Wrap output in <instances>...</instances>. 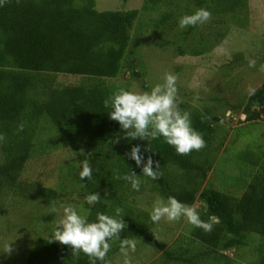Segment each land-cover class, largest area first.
I'll return each instance as SVG.
<instances>
[{
  "label": "trees",
  "instance_id": "16d2710c",
  "mask_svg": "<svg viewBox=\"0 0 264 264\" xmlns=\"http://www.w3.org/2000/svg\"><path fill=\"white\" fill-rule=\"evenodd\" d=\"M94 1L9 0L0 7V134L6 138L0 143V196L6 199L7 195L21 194L30 198L35 192L33 197L43 206L65 197L44 185L49 178L43 166L47 149H38L40 153L35 158L41 165L37 169L26 168L36 142H40L37 131L42 130L41 123L47 122L70 144L74 159H63L65 174L75 173L83 200L92 192L101 196L100 202L90 206L84 216L91 222L97 213L114 216L115 208H122L123 220L131 231L145 242H154L160 250L159 258L152 264H207V259L208 264H231L226 251L249 245L246 239L250 235L258 239L255 260L250 264H264V151L260 161H249L245 152L235 153V161L255 169L248 180H243L242 191L235 196L202 186L220 144L214 136L217 116L207 119L196 108L188 109L185 103H178L181 112L190 113L193 128L206 142V147L189 155H178L162 137L113 144L117 132L122 130L108 118L110 109L104 107L103 101L120 87L105 86L102 80L114 79L127 69L124 54L138 12L151 10L166 0H143L140 10L126 11H97ZM191 1L200 7L209 0ZM217 4L219 12H225L236 0H217ZM168 17L160 14L159 23ZM153 27L156 29L157 25ZM174 50L180 56L192 54L179 47ZM199 51L197 48L193 54ZM132 73L138 77L137 72ZM59 74L82 78L84 83L54 85ZM141 88L147 91L146 86ZM255 89V95L245 98L240 112L242 123L256 124L264 116V81ZM21 122L25 127L18 132ZM79 143L92 150L77 152L75 144ZM135 145H140L145 159L151 155L159 162V179L143 176L142 165L138 167L125 155ZM146 147L154 153L145 152ZM85 159L93 170L89 181L79 179ZM129 170L140 175L139 191L133 190L129 182L115 178ZM146 186L165 200L174 196L191 206L198 201L201 208L197 212L202 220L213 223L212 232L206 234L191 226L186 234H177L167 247L155 242L148 232L150 217L138 211L129 199ZM105 190L108 197L104 196ZM117 249L120 245L111 246L108 254ZM22 264H89V258L83 253L74 256L69 247L37 236L31 240Z\"/></svg>",
  "mask_w": 264,
  "mask_h": 264
},
{
  "label": "rangeland",
  "instance_id": "374dc122",
  "mask_svg": "<svg viewBox=\"0 0 264 264\" xmlns=\"http://www.w3.org/2000/svg\"><path fill=\"white\" fill-rule=\"evenodd\" d=\"M142 4L143 0H95L94 9L140 10ZM219 6L217 0H209L200 7L191 0H166L151 10L139 11L124 54L123 64L126 63L127 69H122L114 79L102 81L105 86L142 93L163 83L166 73L176 75L177 105L183 102L188 109L196 108L207 119L219 117L214 136L220 144L202 186L238 196L243 188V180H248L255 169L248 168L246 164L240 165L235 161V153L245 152L249 161H260L264 151V116L256 124H249L241 122L243 116L240 113L248 96V88H257L264 81V72L259 71L260 64L264 63V0H236L231 10L225 12H219ZM200 8L210 11L212 19L182 34L188 27L183 30L179 28L180 18ZM160 14L169 16L162 24L159 23ZM153 25H157V28ZM175 47L192 54L177 55ZM197 48L200 51L195 55L193 52ZM249 59L257 60L256 67L248 66ZM132 72H137L138 77H134ZM80 82L84 83V80L59 74L53 84L74 85ZM142 85L146 86L147 91L141 88ZM41 126L42 130L37 131L40 142H36L26 168L37 169L41 165V161L35 158L40 153L38 149H47L43 166L49 172V178L44 185L57 189L65 197L43 206L37 197H33L35 192L31 193L30 198L21 194L7 195L6 199L0 196V208L4 210L0 214V264H22L34 237L49 239L56 223L62 218V205H72L82 216L90 208L83 200L82 190L75 183V173L65 174L67 168L63 159H74L70 155V144L47 122L41 123ZM117 137H120L121 143L128 141L121 131L117 132L113 144ZM75 145L77 152L92 150V147L80 143ZM147 187L142 192L131 194L129 199L138 211L150 217L156 201L161 198ZM192 206L196 210L201 208L198 201ZM53 207L57 209L56 212H52ZM191 226L183 217L174 222L162 219L159 223L151 221L148 232L155 242L167 247L177 234H186ZM127 236L136 239V249L129 253L132 264H152L159 258L160 250L156 249L154 242H145L128 225L120 234L121 239ZM246 241L249 245L226 251L231 264H250L255 260L258 239L250 235ZM110 243L111 246L120 245L115 239ZM8 245L13 248L11 254L6 253ZM124 259L120 249L106 256L108 264H123Z\"/></svg>",
  "mask_w": 264,
  "mask_h": 264
},
{
  "label": "clouds",
  "instance_id": "9594fccd",
  "mask_svg": "<svg viewBox=\"0 0 264 264\" xmlns=\"http://www.w3.org/2000/svg\"><path fill=\"white\" fill-rule=\"evenodd\" d=\"M9 0H0V7L7 4ZM19 3V0H17ZM212 19L210 11L200 8L192 14L182 16L178 22L180 29L189 26L202 25ZM257 65L256 59H249L248 66L254 68ZM259 71L264 72V63L259 66ZM177 76L166 73L163 83L154 85L150 91L137 93L119 88L103 101L104 107L109 108L108 118L119 124L126 140H146L149 136L156 139L162 137L164 141L172 146L178 155H189L192 151H200L206 147L202 135L193 128L191 115L188 112H181L177 105L178 89L176 87ZM248 95H255L256 89L248 88ZM25 124L21 122L17 126V131H23ZM151 127V131H149ZM5 136L0 134V143L5 141ZM117 137L114 143L119 142ZM145 152L152 151L149 147ZM153 152V151H152ZM154 153V152H153ZM90 154V153H89ZM125 155L141 167L142 175L152 180L160 178L162 173L158 171L160 164L154 161L149 155L146 159L141 153L140 145L132 146ZM155 164V167L153 165ZM93 170L88 159L82 161V169L79 172L80 180H91ZM116 179H123L129 182L135 191L140 190V175H136L129 170L128 174L116 175ZM104 196L109 193L105 190ZM85 203L93 206L100 202L101 196L98 192H92L85 198ZM62 218L56 223L48 243L58 242L71 249L74 256L81 253L89 258V264H108L106 256L111 250L113 239L118 240L120 251L125 259L123 264H132L130 251L136 249V239L129 236L121 239L120 234L127 227L123 220L124 210L120 207L115 208V215L109 216L104 213H97L94 221H89L87 217L80 215L72 205H62ZM57 209L53 207L52 212ZM194 228L201 229L204 233H211L213 223L206 222L200 218L196 208L179 201L174 196H168L165 200L161 198L156 201L150 220L159 223L162 219L169 222L179 221L181 218ZM219 221L217 220L216 223ZM13 248L6 246V253L11 254Z\"/></svg>",
  "mask_w": 264,
  "mask_h": 264
}]
</instances>
